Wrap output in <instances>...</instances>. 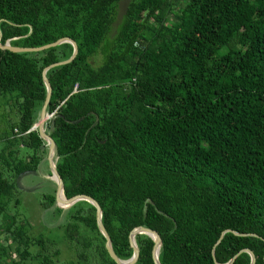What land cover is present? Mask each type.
I'll return each instance as SVG.
<instances>
[{"label":"trees","instance_id":"1","mask_svg":"<svg viewBox=\"0 0 264 264\" xmlns=\"http://www.w3.org/2000/svg\"><path fill=\"white\" fill-rule=\"evenodd\" d=\"M121 2L0 0L2 46L77 45L71 63L46 73L44 128L64 197L99 205L122 261L133 255L131 232L145 228L161 239L159 264H227L236 255L232 264H251L242 250L264 264V0H128L120 15ZM72 53L68 43L0 49V102L17 116L0 136V264H55L58 252L15 232L5 212L19 204L15 179L40 162L45 142L31 129L47 94L42 72ZM19 143L32 155L17 158ZM66 217L81 259L116 264L93 206L78 202ZM134 240L135 264H154V240Z\"/></svg>","mask_w":264,"mask_h":264},{"label":"rangeland","instance_id":"2","mask_svg":"<svg viewBox=\"0 0 264 264\" xmlns=\"http://www.w3.org/2000/svg\"><path fill=\"white\" fill-rule=\"evenodd\" d=\"M127 3L128 0H122L119 7L120 15L124 12ZM167 19L171 23L174 21L170 15H167ZM5 120L14 123L17 121V116L14 113H10V108L4 107L2 102H0V136L4 130ZM4 145L0 140V151ZM15 150L19 159H26L28 155H32V151L20 143L15 147ZM39 151L40 162L36 171L18 176L15 179L19 204L10 203L5 213L14 217L15 224L12 229L15 232L22 230L24 237L32 241L42 238L46 241V245L48 249L50 248L51 252H58L55 264H87L78 256V252L82 250V247L76 241V234L70 233L72 240L67 238L65 234L66 213L72 206L62 208L55 201L54 205L50 207L49 199L51 197L55 198L57 184L52 179L51 168L48 162L49 150L47 143H44ZM4 175L13 181L12 173L4 172ZM57 209H60V212ZM5 223V217L0 216V227L4 228L6 226ZM3 237L4 235L1 236L0 242H4ZM94 244L97 243L94 242ZM9 246L12 259L18 260V257L14 255L16 244L12 242ZM92 249L94 250V247ZM28 251L31 254H35L38 251V247L32 245ZM26 264L36 263L29 261Z\"/></svg>","mask_w":264,"mask_h":264},{"label":"water","instance_id":"3","mask_svg":"<svg viewBox=\"0 0 264 264\" xmlns=\"http://www.w3.org/2000/svg\"><path fill=\"white\" fill-rule=\"evenodd\" d=\"M63 43H68L72 46V48H73L72 56L66 61L55 63V64L50 65L49 67H47L43 70L42 79H43L44 85L46 87L47 94H46V98H45V101L43 103V106L41 108V111H40L38 123L36 125H34L33 128L31 129L32 131L37 130L39 137L48 145V150H49L48 162H49V166L51 168L52 179H54L55 177L57 179L56 180L57 193L55 196V201L58 204L61 203L62 205H65L66 207H71L78 202L85 201L96 209V224H97L98 231L101 234V236L105 239V249H106L107 253L109 254L110 258L116 264H135L136 263V261L138 259L139 252L137 250L134 237L137 234L147 235L154 240L155 245H154V249L152 251V259H153L154 264H159L158 255H159V249H160V245H161V239L157 233H155L151 230L145 229V228H137L134 231H132L130 236H129V242H130L131 248L133 249V255L129 260L122 261V260L117 258V256L115 255V253L112 250L110 237H109L108 233L106 232V230L103 227L102 222H101L100 207L93 199H91L87 196H76L72 199H66L64 197L65 199L63 202L59 201V195L60 194L63 195V182H62L59 174L56 171L55 163L53 161V157H54V153H55V144H54L53 140L45 133V128H44L46 121L51 117V115H47V113H46V108L49 104V100H50V96H51V86H50V84L46 78V73H47V71H49L53 68L71 63L73 61V59L75 58V56L77 55V45L75 42H73L72 40L67 39V38L60 39V40L56 41L55 43L45 45V46H42L39 48H19V47H12L9 45V43H6L4 46H2L0 44L1 50H7L10 52H14V53H37V52L47 50L49 48L57 47ZM28 173H33V172H24V173L20 174L19 176H23V175H26ZM147 203H150V201L148 200L146 202V204ZM243 252L247 253L250 256L251 264H254L255 263V257L253 255V253L249 250H242L240 253H243ZM237 256L238 255H236L234 258H232L231 261L228 262L227 264H232Z\"/></svg>","mask_w":264,"mask_h":264},{"label":"bare ground","instance_id":"4","mask_svg":"<svg viewBox=\"0 0 264 264\" xmlns=\"http://www.w3.org/2000/svg\"><path fill=\"white\" fill-rule=\"evenodd\" d=\"M54 177H55V176H54ZM53 180L56 182V180H57L56 177H55ZM64 199H65L64 196H63L62 194H60V195H59V201H60V202H63ZM60 206H61L62 208H65V205H62L61 203H60Z\"/></svg>","mask_w":264,"mask_h":264},{"label":"built area","instance_id":"5","mask_svg":"<svg viewBox=\"0 0 264 264\" xmlns=\"http://www.w3.org/2000/svg\"><path fill=\"white\" fill-rule=\"evenodd\" d=\"M32 131V130H31Z\"/></svg>","mask_w":264,"mask_h":264}]
</instances>
